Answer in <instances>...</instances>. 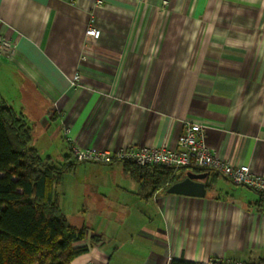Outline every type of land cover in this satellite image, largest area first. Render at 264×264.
Instances as JSON below:
<instances>
[{
	"label": "crops",
	"instance_id": "crops-1",
	"mask_svg": "<svg viewBox=\"0 0 264 264\" xmlns=\"http://www.w3.org/2000/svg\"><path fill=\"white\" fill-rule=\"evenodd\" d=\"M96 1L0 0V32L16 45L0 60V96L40 156L64 162L65 127L79 148L116 150L174 144L198 123L215 154L264 175V29L236 22L250 23V11L223 0ZM93 20L101 36L86 42ZM79 164L89 173L71 222L57 194L68 221L87 226L76 244L87 250L70 264L264 256V213L246 186L205 172L203 197H146L121 162Z\"/></svg>",
	"mask_w": 264,
	"mask_h": 264
},
{
	"label": "trees",
	"instance_id": "trees-1",
	"mask_svg": "<svg viewBox=\"0 0 264 264\" xmlns=\"http://www.w3.org/2000/svg\"><path fill=\"white\" fill-rule=\"evenodd\" d=\"M31 138L32 128L23 115L0 96V264H70L87 250L86 245H76L85 238L87 226L68 221L54 187L80 162L69 160L70 149L62 164L42 158L30 145ZM121 163L124 174L138 183L146 197L184 177V172L163 165ZM191 170L218 173L208 168ZM256 193L254 208L264 213V193ZM224 260L210 257L208 264H224ZM168 264L204 263L174 258ZM242 264H264V256Z\"/></svg>",
	"mask_w": 264,
	"mask_h": 264
},
{
	"label": "built area",
	"instance_id": "built-area-1",
	"mask_svg": "<svg viewBox=\"0 0 264 264\" xmlns=\"http://www.w3.org/2000/svg\"><path fill=\"white\" fill-rule=\"evenodd\" d=\"M100 3V0L96 1V5ZM85 34L86 42L97 41L100 38L101 30L94 20L88 23ZM15 52V43L0 32V60L11 59ZM80 77V73L74 74L72 83H78ZM63 133L70 144L72 156L79 162L107 164L116 161H129L138 165H163L175 170L208 168L223 175L232 184L246 186L256 192L264 193V175L255 172L248 164L233 163L215 154L206 142L203 126L198 123H187L174 144L164 143L160 146L133 144L116 150L79 148L70 136L69 127H65ZM203 263L208 264L209 261L206 260ZM224 264H242V261L226 259Z\"/></svg>",
	"mask_w": 264,
	"mask_h": 264
},
{
	"label": "rangeland",
	"instance_id": "rangeland-1",
	"mask_svg": "<svg viewBox=\"0 0 264 264\" xmlns=\"http://www.w3.org/2000/svg\"><path fill=\"white\" fill-rule=\"evenodd\" d=\"M225 2L230 3L234 7H239L241 10L245 9L247 11H250L251 15V22L249 21H236L240 25H246L245 27H251L256 29H264V0H223ZM166 3V2H164ZM11 92H14L12 89H10ZM11 95L14 96L13 93ZM10 95V96H11ZM9 97V96H8ZM17 101H15L14 107L16 108ZM46 136V135H45ZM49 139L47 136L46 138L43 137L40 140V145H44V143H47V140ZM47 145V144H46ZM71 154V152H70ZM73 156L70 155V159ZM75 159V158H74ZM117 162V161H116ZM83 163V162H82ZM88 171H83L80 169V164L77 166V169H75L74 173H65L63 176V179L61 183L55 185V191L61 198L63 202H67L66 209L70 216V222L71 219L74 217L72 214L76 212V209L79 208L80 205V177L84 174H88ZM83 199V198H82ZM72 217V218H71Z\"/></svg>",
	"mask_w": 264,
	"mask_h": 264
},
{
	"label": "water",
	"instance_id": "water-1",
	"mask_svg": "<svg viewBox=\"0 0 264 264\" xmlns=\"http://www.w3.org/2000/svg\"><path fill=\"white\" fill-rule=\"evenodd\" d=\"M206 178L207 173L205 172L191 169L186 170L184 172V177L171 184L167 188V192L185 196L203 197L206 193Z\"/></svg>",
	"mask_w": 264,
	"mask_h": 264
}]
</instances>
